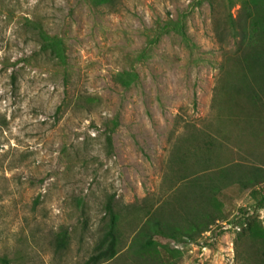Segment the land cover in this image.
Returning a JSON list of instances; mask_svg holds the SVG:
<instances>
[{
  "label": "rangeland",
  "instance_id": "1",
  "mask_svg": "<svg viewBox=\"0 0 264 264\" xmlns=\"http://www.w3.org/2000/svg\"><path fill=\"white\" fill-rule=\"evenodd\" d=\"M121 1L111 11L85 0H0V256L84 264L104 230L109 195L123 210L157 198L174 141L215 121L220 66L235 41L218 40L210 0ZM182 16L190 45L176 35L151 42L158 19ZM38 23L65 40L67 64L43 51ZM111 121L119 124L110 154ZM256 188L264 193V183ZM232 197L224 219L198 240L155 241L166 264H241L243 243L253 242L241 233L248 217L264 228V208L252 190ZM61 229L70 234L64 249L55 245ZM121 239L102 264H160L140 254L129 226Z\"/></svg>",
  "mask_w": 264,
  "mask_h": 264
},
{
  "label": "trees",
  "instance_id": "2",
  "mask_svg": "<svg viewBox=\"0 0 264 264\" xmlns=\"http://www.w3.org/2000/svg\"><path fill=\"white\" fill-rule=\"evenodd\" d=\"M94 8L117 10L121 0H85ZM234 0H210L214 29L218 40L234 47L224 50L220 75L213 96L215 121L188 129L174 141L163 192L141 206L123 210L109 195L105 203L106 223L94 252L84 264H102L115 258L125 227L140 237V254L146 261L169 262L168 255L160 256L154 247L157 239L175 241L198 240L220 219L224 205L231 203L233 194L252 190L258 208H264V193L256 187L264 183V0H241L236 15L230 11ZM43 51L48 58L67 64V46L61 36L50 35L44 25L34 26ZM37 30V32H36ZM151 42L157 44L164 36L176 35L190 45L185 17L158 19L151 29ZM130 75H117L129 85ZM118 121L107 123L105 147L113 152V134ZM255 152V153H254ZM261 162L260 165L257 163ZM233 192V194H232ZM261 221L248 217L252 244H244L238 259L241 264H264V228ZM70 234L61 229L56 235L58 249L69 246ZM0 264H20L7 254ZM152 264V263H151Z\"/></svg>",
  "mask_w": 264,
  "mask_h": 264
}]
</instances>
